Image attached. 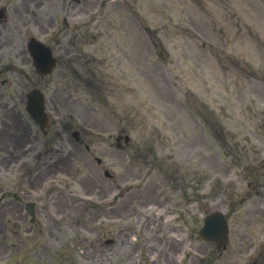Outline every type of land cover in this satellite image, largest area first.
<instances>
[{
    "label": "rangeland",
    "instance_id": "rangeland-1",
    "mask_svg": "<svg viewBox=\"0 0 264 264\" xmlns=\"http://www.w3.org/2000/svg\"><path fill=\"white\" fill-rule=\"evenodd\" d=\"M170 1L136 0L131 7V2L113 0L109 8L112 21L115 17L119 26L121 20L135 16L133 10L138 7L144 25L160 24V16H168L176 23L173 11H169L171 5L202 8L192 13L202 16L199 23L188 28L195 35L191 41L199 38L207 41L202 55L195 50L185 59L182 52L177 55L182 59L181 64L168 62L164 57L166 60L154 61L153 67H147L149 73L155 74L153 88L162 105L150 102L153 99L146 100L147 96L139 100L141 93L139 89L135 94V74L127 83L125 75L121 77L117 67H113L114 63L112 69L124 83L120 79L118 83L111 81L108 88L102 87L100 93L105 92L104 97L85 84L74 85L70 70L69 81L58 72L53 74L47 87V104L53 106L57 101L58 90L70 95L73 107H69V102L61 108V113L65 119L73 116L68 121H73L79 129L93 157L75 158L71 164L67 158L61 161L63 156L59 159L62 166L58 170H61L48 181L47 196L43 199L45 202L49 198L46 206L37 209L36 221L24 223L32 232L24 233L20 227H14L10 233H0V259L3 257L0 264L9 261L11 249L6 246L12 242L21 245L18 264H125L126 259L136 264L143 260L147 264H153L154 260L162 264L163 258L155 251L158 240H151V235L163 224L161 219L153 221L161 211L177 216L169 234L178 237L179 242L167 245L168 259L203 261L202 264L251 263L250 255L264 241V160H261L264 158V57L258 56L253 67L244 44L235 50L231 48V42L241 32L231 18L254 32L261 52L264 32L247 17L244 8H249V0ZM176 15V21L182 22L178 11ZM260 20L264 25V19ZM131 27L135 35L133 25L115 30L128 39ZM162 32L163 38L169 37L167 27ZM101 35L95 45L79 47L85 59H89L88 55L94 54L98 46V58L92 68L105 70L107 66L100 62L104 56L102 49L109 47L115 53L118 49L113 37L110 41L104 32ZM174 46L167 44V39L166 44H161L164 54ZM179 47L182 45H176V49ZM198 54L205 62L202 67L198 64ZM111 55L109 62L117 60L116 55ZM207 57L211 61L208 64ZM213 60L218 67L212 66ZM234 64H240V70ZM77 67L83 69L82 73L88 72L82 64ZM66 72L63 70L64 77ZM242 74L250 75L253 80L244 81ZM129 88L134 89V94ZM120 131L127 132L131 138L126 153L115 149L114 137ZM82 147L79 155H84ZM96 156L102 160L99 165L94 161ZM48 170L49 175L56 172V169ZM104 170L113 173V179H107ZM126 184L132 185L130 191ZM56 186L61 193L54 192ZM115 193L123 195L110 208L108 202ZM213 209H221L228 215L230 241L224 250L196 235L203 216ZM146 219L150 225L142 224ZM161 236L168 242L163 231L159 232L158 237ZM25 237L30 238L24 242ZM147 240V246L143 247Z\"/></svg>",
    "mask_w": 264,
    "mask_h": 264
},
{
    "label": "flooded vegetation",
    "instance_id": "flooded-vegetation-1",
    "mask_svg": "<svg viewBox=\"0 0 264 264\" xmlns=\"http://www.w3.org/2000/svg\"><path fill=\"white\" fill-rule=\"evenodd\" d=\"M8 43L7 39L1 40V45L4 46ZM0 128L2 130V133L4 132H10L11 124L3 121L2 119L0 120ZM24 137V136H23ZM0 144H5V139L4 137H0ZM26 144H31V139L27 136V138L21 143L22 146V151H12L7 157L2 156L0 153V172H5L7 173L6 176L8 178L12 177V173L14 174L16 169H15V164L17 161H19L25 154H27V150L25 149Z\"/></svg>",
    "mask_w": 264,
    "mask_h": 264
},
{
    "label": "water",
    "instance_id": "water-1",
    "mask_svg": "<svg viewBox=\"0 0 264 264\" xmlns=\"http://www.w3.org/2000/svg\"><path fill=\"white\" fill-rule=\"evenodd\" d=\"M222 236H225V230H224V231H222Z\"/></svg>",
    "mask_w": 264,
    "mask_h": 264
}]
</instances>
